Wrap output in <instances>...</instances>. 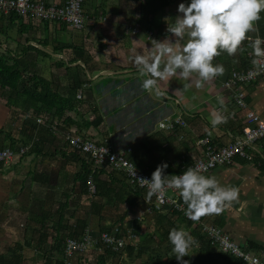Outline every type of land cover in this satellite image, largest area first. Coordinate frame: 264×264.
<instances>
[{
    "label": "crops",
    "instance_id": "crops-1",
    "mask_svg": "<svg viewBox=\"0 0 264 264\" xmlns=\"http://www.w3.org/2000/svg\"><path fill=\"white\" fill-rule=\"evenodd\" d=\"M44 1L55 5L64 2V0ZM161 1L83 0L82 8L87 19L85 27L81 30H74L62 22L46 23L32 19L33 21L28 23L29 20L23 17V23L33 26L35 31L29 28L28 32V27L24 26L25 32L22 37L35 33L37 38L48 40L46 46L35 40H29L26 45L35 46L46 52L48 56L38 55L32 48L22 53L19 50L17 54L23 59V65L27 70L44 76L60 92L77 101L78 107L74 111L66 112V116L71 118L73 123L67 130L84 134L116 151L134 152L150 175L162 163L168 165L164 169L165 175H175L202 156L203 147L198 144V139L206 137L210 144L221 146L240 135L241 126L245 121L244 110L235 106L232 89L224 87L223 82L231 70L244 69L249 63L245 57L246 39L234 56L222 52L214 58L213 65H223L224 74L204 82L202 87L195 86L197 77L194 74L190 81L174 77L168 84L159 82L164 92L163 96L158 97L154 93L145 91L142 88L145 77L140 76L132 62L134 50L143 54L151 48L152 40L163 41L168 38L174 41L175 38L167 31L168 26H172L177 16L182 15L177 11L179 3L185 5L190 3V0H169L159 7ZM136 23L139 24V30L132 33L127 25L133 26ZM19 24V21L12 23L7 16H0V54L5 50V44L11 49L14 48V42L18 40ZM254 29L248 33V38L264 37V12L260 13V19L255 22ZM186 40L187 37L178 43L183 45ZM58 46L65 47L60 50ZM78 76L81 85H78ZM240 89L245 94L249 108L264 119V83L261 80L252 81L241 84ZM78 93H80L79 98L76 97ZM218 97L223 98V106L218 103ZM213 111L221 112L227 117V122L213 127L211 124ZM9 112V108L0 98V127L5 125ZM175 116H181L186 126L178 127L172 132L158 127L159 121ZM46 121L43 118L41 124L55 133L56 127L55 131L52 129L54 122L49 124ZM28 122L34 123L33 118H29ZM0 139H2L1 135ZM263 142L264 140L255 142L250 160L236 157L232 164L218 166L203 174L215 176L222 186L236 187L239 195L238 199L226 205L219 215H206L201 218V222L219 226L239 246L252 253L264 249ZM43 144L38 147L41 153L36 149L31 150L21 156L22 158L17 157L13 162L0 165L2 207L0 209L5 216L0 229L10 234L11 230L15 229L8 220L12 215L8 213V207L14 200L21 201L19 190L28 176L33 182L43 185L41 187L45 188L50 184L48 186H51V190L55 193L53 199L46 200L41 197L44 192L31 196L26 190L24 192L26 201L29 199L38 201L36 209L33 210L39 212L50 210L49 216L57 222L60 219L55 211L60 204L57 201L68 200L69 205L61 215L64 225H72L77 219L75 215H78L85 218L88 223L87 229L92 234H95L93 229L95 221L99 229L110 226L112 218L109 216L95 217L86 213L81 216L79 213L83 208L87 209V195L76 193L80 184L77 177L79 162L71 156H63L62 152L66 148H61L58 141H48ZM23 170L25 175L19 176ZM101 177L106 179L105 174ZM14 179L21 181L17 189L12 188L13 185L18 184ZM113 192L115 194L116 190L114 189ZM117 192L124 200L130 198L136 200L134 206L128 207L124 226L128 223L132 225L128 222L131 218L144 221L146 230H153L161 224L167 227H173L172 224H175L177 229L186 230L193 238L194 235L191 233L193 229L196 227L200 229L198 222L190 225L181 223L180 217L169 213L166 207L154 210L153 199L145 201L146 191L142 197L137 198L128 188L119 187ZM105 197L103 202L106 200ZM10 209H13V214L16 213L14 212L17 210L16 207ZM49 224H52L51 220ZM105 224L109 225L105 226ZM145 227L141 229L144 231ZM194 245L197 246V243ZM208 264L226 263L217 261Z\"/></svg>",
    "mask_w": 264,
    "mask_h": 264
},
{
    "label": "trees",
    "instance_id": "trees-1",
    "mask_svg": "<svg viewBox=\"0 0 264 264\" xmlns=\"http://www.w3.org/2000/svg\"><path fill=\"white\" fill-rule=\"evenodd\" d=\"M168 2L169 0H162L159 7H162L163 4ZM152 13L154 12L152 11ZM0 16H7L8 20L12 23L15 21H19L20 23L18 25L19 28H17L18 40H15L14 48L11 49V47L5 44V50L0 54V98H2L10 111L5 125L0 127V135L2 137V139H0V149L4 147L16 149L20 146H28L25 153L35 149L41 153V149L38 147L43 143L58 141V144L62 146L61 148L65 147L66 150H68V152L63 150V156H71L74 160L79 162L77 177L80 180V193L79 191L76 193H78V195H87V209L83 208L79 211L81 216L85 213L97 217L109 216L112 218V224L108 227H101L100 232L110 230L113 225L116 224L120 226L122 230L121 234L125 236L129 234L131 239L136 241V244L143 240L149 242L146 245L139 243L136 256L140 258L143 252L147 255V257L142 260L141 264H179L172 252L173 245L168 239L169 231L173 228L177 229L175 224H172L174 225L173 227H167L161 224L153 230L143 231L141 229L142 221L138 218H131L128 219V222L132 225L129 223L126 226L123 225L128 215V207L134 206L136 200L132 198L124 200L121 195H118L117 190H119V187L128 188L135 198L142 197L145 190L138 189L136 186L132 187L134 185L128 182L122 172L116 171L108 166H101L93 169L92 162L87 155L69 148L64 142L62 133L66 129L71 128L73 124L72 119L66 116V112L74 111L78 107L77 101L60 92L52 85L51 81L44 76L37 72L27 70L23 65V59L19 58V54H17L19 50L22 53L32 48L38 55L48 56L43 50L30 44L26 45L29 40H35L39 44L46 46L48 40L37 38L34 32V34H28L22 37L21 35L25 32L24 26L28 27V32L29 28L33 31H35V29L33 26L23 23V17L20 15L12 12L7 15L0 13ZM26 19L29 20L28 23L33 21L30 18ZM36 21L46 23L54 22L47 20ZM21 38L23 39L21 40ZM58 47L60 50H63L65 46ZM74 48L80 49V47ZM77 82L78 85L82 84L79 76ZM39 116L46 119V122L49 124L54 122L53 124L57 131L54 133L44 124L38 125L35 119ZM29 118H33L34 123H29ZM48 118H50V120ZM28 134L30 135L28 136ZM262 144L264 145V142ZM125 156L131 160L136 167L148 172L140 160L136 158L137 156L134 152L128 151L125 153ZM1 164L2 162H0V165ZM102 174L106 175V179L101 177ZM90 177L95 184V193L91 195L87 190V179ZM114 189L116 190L115 194L113 192ZM103 197L106 199L104 202L102 201ZM152 199L153 197L150 200ZM180 199L182 200L181 197ZM57 203H60L58 209L55 210L60 217L57 222L52 220L51 216H49V213H51L50 210L39 212L29 209V211L27 210L23 213L24 220L21 223L22 228L19 229L17 224V227L11 230L12 235L15 237L18 236V241L14 244V246H16L14 248L15 252L9 257L4 253H0V264H21V260L24 256L21 252L23 245L20 239L25 240V243L35 255L42 257L43 264H109V260L119 259V257L129 258L132 256L134 247L126 245L127 241L125 246L118 250L98 245L96 247L100 248H97V251L95 249L96 247H91L84 252H73L71 255L67 256L65 254V244L68 238H78L87 232L89 234L92 233L87 229L88 223H86L85 218H81L78 215H75L77 219L72 225H64L61 215H63L64 209L68 207L69 201H57ZM73 203L74 201H72V204ZM164 207H166L172 215L179 216V221L181 223L185 225L193 223V221L182 216L179 211L173 209L171 206ZM143 209H145V207ZM50 220L52 221L51 225L49 224ZM199 228L200 229L196 227L191 232L194 235L197 246L194 245L189 249V255L185 256L183 258L184 260H187L189 264H208V262L214 263L217 261H222L226 264L241 263L239 259L229 254L215 251L216 248L211 240L206 234L204 235V233L201 232L200 225ZM92 235L96 236V234ZM86 253H92L90 258H84V254Z\"/></svg>",
    "mask_w": 264,
    "mask_h": 264
},
{
    "label": "clouds",
    "instance_id": "clouds-1",
    "mask_svg": "<svg viewBox=\"0 0 264 264\" xmlns=\"http://www.w3.org/2000/svg\"><path fill=\"white\" fill-rule=\"evenodd\" d=\"M175 23L167 31L175 38L163 41L152 40V46L146 53L134 50L132 62L141 77H145L142 88L156 96L164 92L159 82H168L174 77L190 81L195 74V86L200 88L204 82L224 74L223 65H213L215 57L222 52L234 56L242 43L248 39V33L254 31V24L264 12V0H190L179 3ZM186 42L180 45L178 41ZM264 40L251 41L253 64L264 70ZM223 106L222 97L217 98ZM227 117L219 111L211 113L213 127L226 123ZM106 151V150H105ZM167 163L156 167L151 179L136 177V168L132 163L126 165L141 187L147 188L145 201L153 196L162 198L166 189L178 191L184 205L185 215L192 221H199L206 215H219L226 205L238 199L236 187L222 186L215 176H205L201 167H189L179 175H165ZM168 239L173 245L172 252L179 264H189L183 258L189 255V249L196 243L189 232L173 228Z\"/></svg>",
    "mask_w": 264,
    "mask_h": 264
},
{
    "label": "built area",
    "instance_id": "built-area-1",
    "mask_svg": "<svg viewBox=\"0 0 264 264\" xmlns=\"http://www.w3.org/2000/svg\"><path fill=\"white\" fill-rule=\"evenodd\" d=\"M83 0H64L62 4L55 5L45 2L44 0H0V13L9 14L16 13L21 17L47 20L54 22H62L69 25L72 29L81 30L85 27L87 16L82 8ZM127 28L136 33L139 30V24L133 26L127 25ZM150 34V32H149ZM262 40L264 37L258 36ZM257 36L249 37L245 41V57L248 66L244 69H233L229 76L223 82L224 87L232 89V98L237 108L244 110L245 121L241 126L240 135L234 137L225 145L215 146L209 143L208 138H200L198 144L203 147L202 156L195 159L191 164L185 167L177 175L183 173L189 167H201L202 173H207L217 166H228L233 163L236 157L250 160L254 151V144L258 140H264V119H262L254 110L249 108L245 94L240 89V85L252 81L261 80L264 83V70H260L253 64L254 56L251 48V41ZM264 47V45H262ZM80 97V93L76 94ZM36 123H43L42 117L36 118ZM186 122L181 116L167 117L158 122V127L166 131H175L178 127H185ZM55 131V126H52ZM64 142L71 148L88 156L92 162V168L96 169L100 166H109L110 168L121 171L132 185L147 191V188L141 187L139 182L129 174L126 165L133 162L130 161L123 152L116 151L110 146L97 142L96 140L85 136L79 132L65 130L63 132ZM28 147L20 146L16 149L4 147L0 149V162L10 163L23 155ZM106 150V151H105ZM136 177L151 179V175L146 171L136 167ZM87 190L91 195L95 193V184L92 178L87 179ZM169 192L172 195H169ZM164 206H171L179 211L182 216L185 215L186 205L180 199L178 191L166 189L162 198L153 196V209L160 210ZM188 219V218H187ZM190 220V219H189ZM192 221V220H191ZM201 230L208 236L214 247L219 252L229 254L241 261L240 264H264V249H260L256 253H252L247 249L239 246L233 241L222 228L213 224H205L199 221ZM119 225H114L110 230L101 231L98 235L93 236L88 232L78 238H68L65 244V254L71 255L73 252H84L87 249L96 246H106L113 250L121 249L126 240L130 237L121 234ZM96 247L95 249H97ZM100 248V247H99ZM98 248V249H99Z\"/></svg>",
    "mask_w": 264,
    "mask_h": 264
},
{
    "label": "rangeland",
    "instance_id": "rangeland-1",
    "mask_svg": "<svg viewBox=\"0 0 264 264\" xmlns=\"http://www.w3.org/2000/svg\"><path fill=\"white\" fill-rule=\"evenodd\" d=\"M43 74L44 75H46V74L48 75L47 72H46V74L45 73H43ZM63 76L64 75L62 74V77ZM0 119H1V116H0ZM24 172L25 171L23 170L19 174V176L25 175ZM29 178H30V180H29ZM14 181H17L18 184L13 185L12 188H15V187H16V189H17V187L19 188L20 182H21L20 179H14ZM48 185H50V184H48ZM48 185L45 186V188L41 187L43 185H41V184H39L37 182H33V180L31 179L30 176L27 177V179L25 180L24 184H22V186H21V188L19 190V199H21V201L18 202V201L14 200L11 203H9L10 206L8 207V213H10L12 215H11L10 218H8V220L11 223V225L16 227V225L18 224V228L19 229L22 228L21 227L22 226L21 223L24 220V216H23L24 214L23 213H25L26 210H29V209H31V210L36 209L35 206L38 204V201H36V200H31L30 201V199H29L28 200L29 202H28V201L25 200L24 192H26V190H28V192L30 193V194L29 193L28 194L31 195V196H35V195H37L39 193L44 192L41 197H43L46 200L47 199H53V197H55L54 191L51 190V188H50L51 186L49 187ZM22 189H23V192H22ZM170 194H171V192H169V195ZM47 206H48V202H47ZM14 207H16L17 210H15L14 212H16V213L13 214V209H10V208H14ZM0 208H2L1 205H0ZM18 210H19V212H18ZM4 217L5 216L2 214L1 209H0V226H1L2 222L4 221ZM95 217H97V216H95ZM92 218H94V217H92ZM92 218H91V220H92ZM109 222L111 223V221H109ZM143 222H142V226H141L142 228L145 227V222L144 223ZM93 225H94L93 229H95L94 233L97 235L98 231H100V229L98 228L99 226L97 225L96 221L94 222ZM107 225H109V224H105V226H107ZM101 226H103V225H101ZM144 230H146V227H145ZM17 237H15L14 235H12L10 233H5L3 230L0 229V253H4L7 257L11 256L12 253L15 252L14 248L16 246H14V244L18 241ZM126 241H127L126 245H131V246L134 247L132 256L129 257V258L119 257V259L117 258V259H114V260H111V261L109 260L108 261L109 264H141L142 260H144L147 257L145 252H143L141 254L140 258L136 256V253H137L138 248H139V243H142V245H146L149 242L143 240V241H139L136 244V241L134 239H131V237H129ZM20 242L23 245V249L21 250V252L23 253V256H24L23 259L21 260V264H43L42 257L38 256V255H35L34 252L30 249V247L25 243V240L20 239ZM97 250L98 249H96V251ZM162 252H163V250H162ZM91 254L92 253L84 254V258L85 259L86 258H90Z\"/></svg>",
    "mask_w": 264,
    "mask_h": 264
},
{
    "label": "bare ground",
    "instance_id": "bare-ground-1",
    "mask_svg": "<svg viewBox=\"0 0 264 264\" xmlns=\"http://www.w3.org/2000/svg\"><path fill=\"white\" fill-rule=\"evenodd\" d=\"M74 30H75V29H74ZM66 130H67V129H66ZM62 135H63V133H62ZM83 135H84V134H83ZM66 145H67V144H66ZM67 146H68V145H67ZM26 147H28V146H26ZM68 147H69V146H68ZM69 148H71V147H69ZM71 149H73V148H71ZM74 150H75V149H74ZM26 151H27V150H26ZM76 151H77V150H76ZM24 154H25V153H24ZM124 154H125V153H124ZM21 156H22V155H21ZM21 156H18V157H21ZM16 158H17V157H16ZM16 158H15V159H16ZM13 161H14V160H13ZM2 163H3V162H2ZM100 167H101V166H100ZM106 167H107V166H106ZM108 167H109V166H108ZM217 167H218V166H217ZM97 168H99V167H97ZM184 168H185V167H184ZM184 168H183V169H184ZM215 168H216V167H215ZM183 169H182V170H183ZM182 170H181V171H182ZM212 170H213V169H212ZM116 171H117V170H116ZM181 171H180V172H181ZM119 172H121V171H119ZM209 172H210V171H209ZM178 173H179V172H178ZM207 173H208V172H207ZM202 174H204V173H202ZM125 177H126V176H125ZM128 182H129V181H128ZM130 184H131V183H130ZM137 188H138V187H137ZM139 189H140V188H139ZM142 190H143V189H142ZM171 194H172V193H171ZM124 246H125V245H124ZM124 246H123V247H124ZM123 247H122V248H123ZM217 251H218V250H217Z\"/></svg>",
    "mask_w": 264,
    "mask_h": 264
}]
</instances>
